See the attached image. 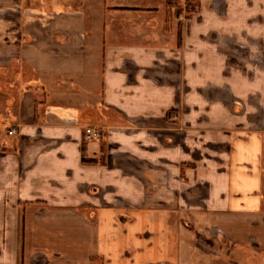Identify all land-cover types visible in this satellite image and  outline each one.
Segmentation results:
<instances>
[{"label":"crops","instance_id":"0c3cea01","mask_svg":"<svg viewBox=\"0 0 264 264\" xmlns=\"http://www.w3.org/2000/svg\"><path fill=\"white\" fill-rule=\"evenodd\" d=\"M140 227L161 264H264V0H0V264Z\"/></svg>","mask_w":264,"mask_h":264},{"label":"rangeland","instance_id":"374dc122","mask_svg":"<svg viewBox=\"0 0 264 264\" xmlns=\"http://www.w3.org/2000/svg\"><path fill=\"white\" fill-rule=\"evenodd\" d=\"M194 4V3H193ZM197 6V4H196ZM195 8L194 10H196ZM194 10H192V7H186V5L183 8V11L187 15L191 14ZM141 230H137L136 234V248L133 251L129 250V242H122L121 243V256L119 258H89L88 263L89 264H161L162 260L160 256H156L155 254H159V249L154 248H148V244L151 240H145L148 237H152L149 234L145 233V229L143 227H140ZM141 231V232H139ZM124 232L122 231V234ZM128 235V234H126ZM134 236V235H133ZM132 239H134L131 236ZM158 242V241H157ZM155 242V243H157ZM133 244V242H131ZM158 244V243H157ZM154 248V249H153ZM129 251V252H128ZM152 253V256H151ZM155 255V256H154ZM72 259H68V264H72Z\"/></svg>","mask_w":264,"mask_h":264},{"label":"built area","instance_id":"2783aa9c","mask_svg":"<svg viewBox=\"0 0 264 264\" xmlns=\"http://www.w3.org/2000/svg\"><path fill=\"white\" fill-rule=\"evenodd\" d=\"M16 133V130H12L10 132L11 135L15 134ZM99 134L95 131H92V130H87L86 131V138L89 140V139H92L93 137H96L98 136Z\"/></svg>","mask_w":264,"mask_h":264},{"label":"trees","instance_id":"16d2710c","mask_svg":"<svg viewBox=\"0 0 264 264\" xmlns=\"http://www.w3.org/2000/svg\"><path fill=\"white\" fill-rule=\"evenodd\" d=\"M169 4H170V6H176L177 5V3H173V2H170ZM185 5L187 8L192 7V10H194L196 8L195 6H193V3L190 1H186Z\"/></svg>","mask_w":264,"mask_h":264}]
</instances>
